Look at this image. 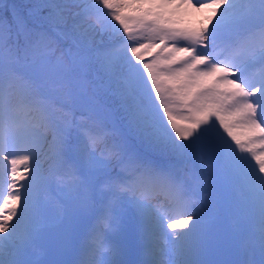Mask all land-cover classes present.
Segmentation results:
<instances>
[{"label": "snow or ice", "instance_id": "1", "mask_svg": "<svg viewBox=\"0 0 264 264\" xmlns=\"http://www.w3.org/2000/svg\"><path fill=\"white\" fill-rule=\"evenodd\" d=\"M0 264H264V0H0Z\"/></svg>", "mask_w": 264, "mask_h": 264}, {"label": "rangeland", "instance_id": "2", "mask_svg": "<svg viewBox=\"0 0 264 264\" xmlns=\"http://www.w3.org/2000/svg\"><path fill=\"white\" fill-rule=\"evenodd\" d=\"M6 1H7L8 3H10V0H3L4 3H6ZM18 2H19L18 4H24V3L29 2V0H18ZM205 14H207V13H205ZM202 18H203V15H202L201 13H193L192 15L185 17V20L190 21V23H192V24H196V23H198ZM5 194H6V193H5ZM119 242H121V241H117V243H119Z\"/></svg>", "mask_w": 264, "mask_h": 264}, {"label": "trees", "instance_id": "3", "mask_svg": "<svg viewBox=\"0 0 264 264\" xmlns=\"http://www.w3.org/2000/svg\"><path fill=\"white\" fill-rule=\"evenodd\" d=\"M6 3H8V2L6 1ZM11 3H16V4H18L19 2H18V0H10V3H9V4H11Z\"/></svg>", "mask_w": 264, "mask_h": 264}]
</instances>
